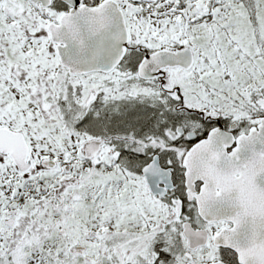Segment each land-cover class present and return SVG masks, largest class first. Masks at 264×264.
Listing matches in <instances>:
<instances>
[{"label":"snow or ice","instance_id":"obj_1","mask_svg":"<svg viewBox=\"0 0 264 264\" xmlns=\"http://www.w3.org/2000/svg\"><path fill=\"white\" fill-rule=\"evenodd\" d=\"M0 264H264V0H0Z\"/></svg>","mask_w":264,"mask_h":264}]
</instances>
